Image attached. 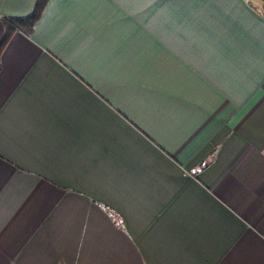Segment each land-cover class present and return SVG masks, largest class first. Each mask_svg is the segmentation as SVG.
I'll list each match as a JSON object with an SVG mask.
<instances>
[{
    "label": "crops",
    "instance_id": "obj_1",
    "mask_svg": "<svg viewBox=\"0 0 264 264\" xmlns=\"http://www.w3.org/2000/svg\"><path fill=\"white\" fill-rule=\"evenodd\" d=\"M258 2L48 0L12 32L0 264H264Z\"/></svg>",
    "mask_w": 264,
    "mask_h": 264
},
{
    "label": "trees",
    "instance_id": "obj_2",
    "mask_svg": "<svg viewBox=\"0 0 264 264\" xmlns=\"http://www.w3.org/2000/svg\"><path fill=\"white\" fill-rule=\"evenodd\" d=\"M48 0H35L31 12L24 17H14V18H4V33L0 38V49L6 44L14 30L23 31L24 33L30 35L33 31V27L37 20L39 19L42 10ZM251 4L257 1L250 0ZM260 3V2H258Z\"/></svg>",
    "mask_w": 264,
    "mask_h": 264
},
{
    "label": "water",
    "instance_id": "obj_3",
    "mask_svg": "<svg viewBox=\"0 0 264 264\" xmlns=\"http://www.w3.org/2000/svg\"><path fill=\"white\" fill-rule=\"evenodd\" d=\"M259 11L261 12V14L264 16V3H259Z\"/></svg>",
    "mask_w": 264,
    "mask_h": 264
},
{
    "label": "rangeland",
    "instance_id": "obj_4",
    "mask_svg": "<svg viewBox=\"0 0 264 264\" xmlns=\"http://www.w3.org/2000/svg\"><path fill=\"white\" fill-rule=\"evenodd\" d=\"M252 1H254V0H252ZM257 2H258V1H257ZM261 3H262V2H261ZM254 4H256V5H257V3H255V2H254Z\"/></svg>",
    "mask_w": 264,
    "mask_h": 264
}]
</instances>
